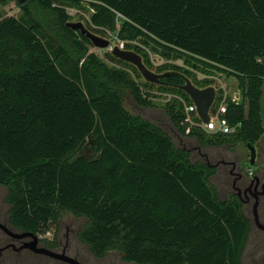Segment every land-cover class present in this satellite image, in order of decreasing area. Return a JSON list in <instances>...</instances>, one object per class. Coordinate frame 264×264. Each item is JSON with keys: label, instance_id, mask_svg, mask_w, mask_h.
I'll list each match as a JSON object with an SVG mask.
<instances>
[{"label": "trees", "instance_id": "obj_1", "mask_svg": "<svg viewBox=\"0 0 264 264\" xmlns=\"http://www.w3.org/2000/svg\"><path fill=\"white\" fill-rule=\"evenodd\" d=\"M82 4L92 28L115 33L146 68L170 76L140 85L90 53L92 43L66 27L65 7ZM38 15L49 17L58 41ZM133 42L237 82L240 101L228 102L224 114L231 126L240 123L234 134L190 127L183 104L172 99L164 110L180 136L229 151L260 139L264 0H30L19 18L0 20V186L9 225L40 235L68 213L87 221L78 240L96 259L114 251L126 264H242L250 230L244 205L232 195L220 200L210 184L215 167L192 162L187 149L122 103L127 92L136 105L152 107L147 89L191 105L179 89L183 78L199 89L217 87L177 65H152Z\"/></svg>", "mask_w": 264, "mask_h": 264}, {"label": "rangeland", "instance_id": "obj_2", "mask_svg": "<svg viewBox=\"0 0 264 264\" xmlns=\"http://www.w3.org/2000/svg\"><path fill=\"white\" fill-rule=\"evenodd\" d=\"M30 0H0V20L7 17L19 18L22 15V7H28ZM65 10L70 17V23L80 22L84 26L90 27V30L96 35L110 42V47L118 46L123 49V42L116 40V34L109 32L107 29L96 30L90 26V17L92 12L85 5H74L66 6ZM41 16V15H38ZM37 18V17H36ZM38 19V18H37ZM41 25L44 31L51 38L58 41L52 31L49 30L50 20L48 16L40 17ZM117 27V26H116ZM136 47L142 48V50L148 54L149 59L154 66H160L162 64H174L180 68L189 71L198 77L199 72L193 70L189 65L185 64L183 59L181 60H170L165 61L160 58L157 54H154L149 45L145 43H132ZM124 50V49H123ZM90 53L95 54L103 63L108 67L126 71L132 77V79L138 84L144 83L143 78L138 74L132 73L129 69L116 63L110 53V50H100L94 47L90 48ZM205 75L203 73H200ZM210 77L215 79L212 85L217 87L218 95L225 97V105L232 99L240 101L239 93L237 91V82L234 78H228L225 75L218 73L208 74ZM203 77V76H202ZM264 90V88H263ZM146 95H150V101L152 107H140L136 105L129 93H124L122 103L124 108L131 114L139 116L141 119L152 123L153 125L161 128L172 140L174 145L179 148L187 149L191 153V160L194 163L207 165L213 167L217 163L215 156L224 159L230 158L234 163L235 168L234 174L245 173L248 174L247 170L252 171V175L264 171V95L261 100V118L263 134L253 147L255 148V162L253 166L249 165L250 152L245 144H239L233 151H229L227 148H220L218 150H211V148L200 147L193 139L185 138L171 126L168 117L165 114V105L172 99H180L172 94H160L155 91L144 89ZM264 93V92H263ZM217 95V92H216ZM180 101V100H178ZM245 107V113L246 109ZM246 117V115H244ZM230 168H228L229 170ZM248 177L249 174L247 175ZM234 176H230L228 171L223 169L210 179V184L215 187L218 197L224 201L228 196H235L231 190V184ZM7 191L4 187L0 186V223L2 225L7 224V217L9 207L5 204V198ZM252 203H248L242 209L245 216L247 217L250 230L246 238L245 249L242 256V264H261L264 260V234L254 224ZM259 217V211L257 210ZM260 220V219H259ZM87 225V221L83 218H76L68 213L62 214L58 221V227L55 225H48L43 233L40 234L42 240L54 242L56 239L61 244L62 248H66V254L78 260L80 264H126L121 259L119 252H110L103 259L94 258L88 251V248L82 245L78 240V233L82 231ZM4 241V242H3ZM6 241L3 239L0 233V248L4 247ZM1 263L3 264H53L50 260L40 259L28 254V252H21L19 254L7 253L4 254Z\"/></svg>", "mask_w": 264, "mask_h": 264}, {"label": "flooded vegetation", "instance_id": "obj_3", "mask_svg": "<svg viewBox=\"0 0 264 264\" xmlns=\"http://www.w3.org/2000/svg\"><path fill=\"white\" fill-rule=\"evenodd\" d=\"M218 149L220 148H216V147L211 148V150H218ZM215 159H217L218 161L213 167L217 169V173L219 172V170L223 169L224 171L227 170L230 176H234L230 187L233 194L235 195L236 198L239 199V201L244 206L247 205L248 203H252L253 210L254 207L256 206V209L259 211V217H258L260 219L259 222L264 227V171L256 173L251 177H248L247 176L248 174L245 175V173L234 174L233 170L235 168V165L230 160V158L224 157V159H222V158H218V155H216ZM228 168L230 169L228 170ZM260 231L263 232L262 230ZM0 233L3 236V239L6 241L4 247L0 248V264H3L1 263V259L4 254L7 253L19 254L21 252H26V253L28 252V254H30L31 256L39 257L40 259L50 260L53 264H68L64 261L51 258L48 255L38 253L37 250H47L56 255L65 256L67 258L74 259L78 262L77 259L70 257L66 254V248H62L58 240L55 246L49 247L47 245V242L50 241L42 240L40 235L33 234L37 238L36 245H34V241L31 237L19 238L18 236L24 233L14 230L9 225L8 217H7L6 225H2L0 223ZM261 264H264V260L261 261Z\"/></svg>", "mask_w": 264, "mask_h": 264}, {"label": "water", "instance_id": "obj_4", "mask_svg": "<svg viewBox=\"0 0 264 264\" xmlns=\"http://www.w3.org/2000/svg\"><path fill=\"white\" fill-rule=\"evenodd\" d=\"M66 27L71 29L74 32H80L81 35H83L85 38H87L93 45L94 48L100 49V50H110L111 55L121 60L125 63H128L132 66H134L138 72L140 73L141 77L146 83L159 85L160 79L169 77L171 73H164V74H156L152 71H150L144 63L142 62V59L139 55L132 51H126L118 46L110 47V42L108 40H105L99 36H96L92 33H90L82 23L76 22V23H67ZM184 85L180 86L179 89L183 91L188 98L191 100L192 104L196 108V113L199 119L202 121V123L207 124L209 122V110L215 100L216 92L213 87H207L204 89H199L195 87L190 80L187 78H183ZM247 149L250 152V161L249 165L253 166L255 162V148L251 145H247ZM253 217H254V223L256 227L264 232V227L260 224L257 209L256 206L253 210ZM19 238L24 237H31L34 241V245L37 244V238L31 233H24ZM38 253L45 254L50 256L51 258L58 259L61 261H64L68 264H80L74 259L67 258L65 256H59L52 252H49L47 250H37Z\"/></svg>", "mask_w": 264, "mask_h": 264}, {"label": "built area", "instance_id": "obj_5", "mask_svg": "<svg viewBox=\"0 0 264 264\" xmlns=\"http://www.w3.org/2000/svg\"><path fill=\"white\" fill-rule=\"evenodd\" d=\"M257 62L261 66H264V57L258 58ZM196 78L197 80H209L213 82L215 81V79H213L209 75H202L200 73L198 77L196 76ZM262 83L264 88V76L262 77ZM215 92H217V95L215 96V100L209 110V122L207 124L202 123V121L199 119L196 113V108L193 104L187 105L181 98L178 99L183 104L186 122L190 127H197L207 135L234 134L241 125L240 123H238L234 126H231L228 121L224 118V114L227 112V106L225 105L226 98L222 97L221 95L219 96L218 90H215ZM237 101L238 100L234 98L231 102L236 103ZM192 116H196V120H193ZM247 172L249 176H252V171L247 170Z\"/></svg>", "mask_w": 264, "mask_h": 264}]
</instances>
